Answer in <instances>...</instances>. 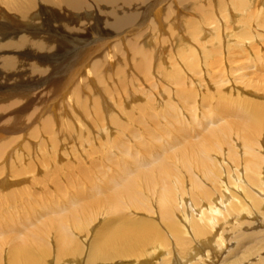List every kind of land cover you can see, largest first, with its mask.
Masks as SVG:
<instances>
[{
	"label": "bare ground",
	"instance_id": "bare-ground-1",
	"mask_svg": "<svg viewBox=\"0 0 264 264\" xmlns=\"http://www.w3.org/2000/svg\"><path fill=\"white\" fill-rule=\"evenodd\" d=\"M59 1H61V5L74 10H71V13L75 14L73 15V18L66 21H59L56 18L59 16L56 11H53L52 9H45L49 12L42 14L41 10L36 9L38 6L45 8L49 7V5H52L51 0H0V9H6L9 14H15L12 22L16 25L14 27L12 25L11 30L4 31V23L1 22L2 19H4V13H0V31H3L0 32V42L6 40L5 43H0V59H2L0 67V101H2V97L17 99L12 102L11 105L9 104V107H1L0 113H7L8 111L12 112L11 117L13 120L22 114V112L27 108L26 105L23 104H28L31 101V98L34 95L32 92L45 85L44 88H46L47 91L40 94L39 100L35 106L37 108L32 111V120H37V117H34L35 113L39 115V118L43 113H49L50 108L52 107V110L56 106L54 101H61L62 104L60 103V105L63 109H65V111H63L61 108V115L67 116V119L64 117L60 118L59 127L56 129H54V122L56 121L55 117L57 116L54 118H46L41 125L42 130L34 133L33 136V138L36 139H40L39 134L42 135L43 133L49 136L48 139H44V141H42L41 146L44 148L42 149L43 155L38 157L40 158V163H44V174L42 179H46L47 181L45 182L46 184L49 182L48 185L52 182V187L55 189L57 197L62 202L57 203L56 200H53L51 202L52 212L50 214L46 211L47 209L44 210L46 213L48 212L47 214L54 217H50L52 219V223L50 220L48 221L45 219L50 223L43 229H39L40 227L36 228L34 226L36 225V222L39 221L38 219L36 220L37 216L40 217L43 215L44 217V214L40 213V209L44 207L42 206V202L39 198L33 200L34 204L32 203V207L28 208V214L23 213L22 216L20 215L21 218L28 215V217L25 216V223H27V225L24 224V222H21L22 219H19L21 221L19 222L18 220L17 224L20 225V227H16V220H14L15 218L13 219V215L8 216L5 214L3 216V214L0 213V231H3L6 228V236H8L9 240V246L7 249H5V246L3 248V246H1L2 243H0V264L3 263V260L8 262V264L47 263V258L51 254L49 251L50 242L48 238L51 236L53 246H56L54 247L57 262L62 260L67 261L68 258H75L76 253L81 252L80 245L77 241H73V239H71V235L68 232L70 230H67V228L63 229L65 221L63 216L66 213L65 217L67 221L76 225L87 215L89 210L90 212L93 210L96 217L101 216L105 220V226L97 230L99 236L95 240L96 249L93 252V255L109 260L113 257L120 259L123 256L131 254V257L124 258L126 259L125 261L118 262L117 264H142L140 263L141 260L152 258L155 254L161 252L160 254L167 253V256H165L163 261L158 264H174V262L177 261L176 255L181 260H187L185 264H193L191 260L188 259L196 250V244H200L202 241L213 237L215 231L214 228H216L214 226H217V224H221L222 222L219 220L220 214L223 216V222L225 223L231 221V219L235 216H241V213L244 212H249L251 215L250 208L253 207L258 211L264 203V198H261L262 196L264 197V194H262L264 192V167L261 166L263 164H261V160L258 156L260 154L255 152L254 146H252L248 141L249 139L241 136V134L244 135L245 133L247 136L251 134L253 135L250 131L258 128L254 132L256 133L264 124V115L257 114L258 109L255 108L254 115L249 116L247 119L243 117H241V119L239 118V120H243L245 122L244 124H238L244 128L247 127L245 133L235 132L237 129H233L234 123H230V127L226 126L221 130L219 129V131H211L208 136H203L207 126V119L204 118L201 122L200 130L192 129V125L197 123L195 120L196 115L191 116L190 110L186 108L187 106L181 107L180 105L170 103L165 111L159 113L160 117L163 119L161 122L163 124V129L168 133L171 130V128H164L165 123L172 124L171 127L176 123L177 126H179L178 128L186 127L183 129L182 135L177 136L169 134L171 139L168 140V142L171 145L165 143V140H162L161 145H158V147L163 148L164 153H166L165 151L167 147H173L172 150H174V153H169L170 156L166 155L157 159L154 152H148L142 155V148L144 150H148V145L146 143H140L135 146L137 152L134 156V161L135 164L138 165L142 162V167L147 168V170L142 171L138 178L133 182L123 181V175L126 174L124 162L123 164L120 163L121 166H117L113 173H110L112 176H109V168L112 166L111 163H113L116 159L122 160L127 156L128 144L131 141L128 138L131 131V127H129V125L142 124V116L138 115L142 110V107L138 108L134 114H129L133 106L139 105L141 102L139 101V103L137 102L129 108L127 107V102L125 101L123 104L119 105V114L114 113L112 109L106 110V112L102 114L98 104L99 98H97V100L85 99L82 97V91L87 90L89 94L92 93L90 87L86 85V83L91 82V84L95 87L97 85H101L104 87L103 90L111 92V90H109L106 86L104 74L99 75L98 71L104 70L107 65L109 67L110 64L113 63L110 62V59H112V57L116 58L115 55H117V59L119 58L118 55L124 56V52H126V50L128 51L126 46L131 47V51L135 55L136 59L140 60V67L149 71L150 61L152 62L153 58L150 59V56L144 50V46H142L143 44L141 45L143 32L139 35H134V37L131 38H128V35H130L129 32L138 31L140 27L143 26L144 22H146L144 21L146 18L145 16L149 15L157 5L161 6V4L167 2L168 0H157L156 2L151 0L152 3L146 4L143 15L141 14L142 7L145 4H142V0ZM179 1V3L183 4L189 0ZM172 2L174 4L175 0ZM133 5H138V7H133V10H131ZM164 9L165 11H163ZM164 9H156L150 25L155 26V34L159 32V36H162V30L164 29L163 23L165 22L168 24L171 20L177 18L175 22H172L167 32H164L167 36L165 41L168 44L170 41L173 42L175 36L177 37V29L180 32V29H182V22L179 21L180 18H178V16L180 14L177 10H175L173 5L169 7L165 6ZM82 18H85V24L78 23L79 19ZM188 20L190 19L188 18ZM3 22H5V20ZM158 28H160L159 31ZM35 29L39 32L37 39L32 38V35L30 34V32L36 34ZM25 32L28 33L23 34ZM202 34L205 35L204 38L200 40L205 41L211 35V31L208 28L204 30ZM18 35L20 36L17 37ZM114 35L118 37L120 35L125 36L114 40ZM156 49L158 48H151L149 50L151 57H154ZM96 53H98V55L86 65L90 71L88 73V77L84 78L81 74L84 71L81 72V69L84 64H86ZM101 56L103 57L102 59H100ZM104 57H108L109 63ZM75 63L77 66H80L76 68L78 71L77 73L70 70L73 66H75ZM51 66H54L53 70L50 68ZM116 68V73H118V66H116ZM125 71L126 66L120 67L122 83H125L126 80ZM79 74L80 77L78 81H76V84L73 85V79L77 78ZM66 77L68 78L65 79ZM68 87H70V89ZM178 94L187 95L183 93ZM36 95L37 94H35V96ZM188 95L190 97L194 94ZM63 96H65V101L61 100ZM220 98L221 97H219V100H221ZM131 101L133 102L135 100L132 99ZM50 103H53V105ZM200 106L203 105L200 103L199 107ZM14 108H16V112H14ZM41 110H43V112H41ZM64 112H70L69 115L71 116L72 114L71 117L77 121V125H75V123L73 124L72 121L69 120V116L65 115ZM16 113L19 115H15ZM118 116H121L123 120H120ZM180 118H182V120ZM84 120H87V122L92 123L95 126L105 128V131H109L107 127L108 123H113L116 126L115 137L112 138L113 135L110 136V132H107L108 138L101 146H99L104 156L105 152L109 156H105V158L102 156L104 158V164L102 163V168L98 170L97 167V171L94 172L96 178L95 183L87 181L88 183L86 186H89L90 188L87 189L86 196L82 193V195L85 196L82 197L70 189L69 197L66 196L68 198L67 199L66 197H63L64 191H62L61 188L58 189V186H56L58 182L55 177L60 174L63 179L72 174L74 170L77 172L76 169L80 167V164L84 161H82V159H85V157L82 156L83 154L81 155V153L78 152L77 154L75 153L76 155H73L75 157L71 156L73 157L72 163L66 159L63 165H61L60 162L59 164L56 161V158L58 161L61 158L60 156L56 157L55 154V149H58L60 145L57 139L62 133L73 143L77 140L82 145L83 138H80L79 133L83 134V132H85L84 134L87 136V141H89L92 135H88L91 131H89L88 127L85 125ZM148 120L153 121V123L161 121L157 118H149ZM186 121L191 122L190 127L187 125L189 123ZM4 122L7 123V130L6 127L0 126V139H3L6 134H12V132L19 131L20 126L11 125L12 122ZM144 124V126H148V124L151 125L152 123ZM141 128L142 126L136 130L139 132ZM145 128L148 129V127ZM188 129H191L192 132L189 133ZM138 132H136L133 136L139 141L141 136ZM154 132L155 131L152 129H149L145 135H142V139L146 137L149 138L154 134ZM233 137L235 141L242 142L247 156H238L236 153L237 151L233 149L234 146L228 147L227 151L222 149V145L225 141H228V138L229 140H232ZM18 138L19 137L17 136H13L10 139L3 140L2 145L0 146L1 162L3 160L6 161L5 155L9 152L8 151L6 153V150L11 148L13 146V141ZM46 143H49V146L52 147V153H49V147L46 146ZM43 145H45V147H43ZM94 145L92 144V146H88L92 152L95 148H99ZM100 150L98 151L100 152ZM96 151L97 150H95V153H99ZM31 153V149L28 148V156H31ZM212 154H222L220 157H223V160H226L227 158V161H230L233 164V167L234 165H238V163L244 164L246 170L242 172L238 170V168L233 171L229 169L228 179H226V181L222 180V170H218L220 166L218 165L219 162H217L218 166H216L217 160L215 159L216 161H214V159H212L214 156ZM52 155H55L54 158L51 157ZM95 156H97V154ZM141 156L142 160L140 158ZM67 157L68 156L66 155V158ZM23 158H19L20 161L18 162H20V165L22 164V161H25V157ZM88 158L86 157V160H88ZM37 159L34 162H36ZM50 160L52 161L50 162ZM31 163H33V161H29L27 163V167L30 166L29 173H32L33 178L34 170H36V168H34L35 166H32L35 163L30 165ZM55 163L58 164L55 171L52 172L51 177L50 173L46 171V168L51 169V167L47 165ZM93 165L95 164L93 163ZM3 169L4 168H0V173ZM53 170L54 168L50 171ZM65 170L67 171V174ZM88 170L89 169H87V171ZM87 171L85 172L87 173ZM100 171L104 172L106 175L104 176L105 180L103 181V184L98 183ZM10 172L11 175L13 174V177H18L22 174L18 168H11ZM35 172L37 173V171ZM91 175L93 176V174ZM85 176L86 175H84V177ZM81 177H83V175ZM35 179L33 181L37 182L36 186L39 184L40 187L42 185V183H39V179H41V177H35ZM82 179L84 182V178ZM85 179L88 180L89 177ZM52 180H56L57 183H53ZM224 181L231 189H236L234 190L235 192L231 190L233 192V196L228 194V186L227 188L223 186ZM187 182L190 184L189 191L185 190ZM84 183L81 185L84 186ZM2 185L5 184L3 183ZM68 185L70 184L68 183ZM24 188L25 186L22 188L21 186H17L14 187V191H12L13 187L1 190L0 209L9 202H12L15 197L21 195L22 193L26 194V191L19 194V191ZM27 192H29V189ZM239 192L243 193L244 201L239 197ZM255 192L259 193V197L254 195ZM43 193L41 191L39 195L38 192V195L44 198V195H41ZM34 195L35 194L31 192L27 198H31ZM143 196L146 198L143 199ZM11 197H13V199H11ZM140 197H142V213L146 216V218L133 219L131 216L127 217L126 214H124L127 212L125 209V203H130L132 211L137 212L138 210H141L140 205L138 204L141 200ZM184 197H188L189 202H191L190 206L193 208L192 210H197L195 212L196 214L189 213V215L187 213V207L182 203ZM49 198L51 197L49 196ZM230 198L233 199L230 200ZM152 199H155V204H153ZM228 200L230 201L226 204L225 211L221 213L218 206H222L224 202H227ZM69 201L70 205L73 207L75 206V210L72 209L73 211L71 210V212H68L67 210V203H69ZM150 201L152 203H148ZM78 202H82L83 204L79 205ZM49 203L48 205H50ZM24 204L22 205L24 206ZM154 205L156 206L154 207ZM204 207L207 209L202 210ZM179 209H181V211ZM1 211L3 213V210ZM34 211H38V214L36 212L34 213ZM178 214L183 215V220L181 218H179L181 221L178 219ZM154 216H156V218ZM115 218L120 219V223L117 225L113 222V219ZM11 219L14 220V225L10 224ZM151 219H158V221L154 223ZM82 221L84 223L87 219H82ZM262 223L264 225V221ZM9 224L11 226H9ZM241 225H244V223ZM32 226L33 231L25 230V228L28 229V227ZM13 228H16L17 230L12 232L14 230ZM188 234H190L192 238H189L187 236ZM257 237L258 236L255 235L251 240ZM249 239L250 236L248 234L240 233L237 236V245L243 246L248 243ZM130 248L133 250L129 251ZM2 250L4 251L3 256ZM134 254H139L142 259L135 257Z\"/></svg>",
	"mask_w": 264,
	"mask_h": 264
},
{
	"label": "rangeland",
	"instance_id": "rangeland-1",
	"mask_svg": "<svg viewBox=\"0 0 264 264\" xmlns=\"http://www.w3.org/2000/svg\"><path fill=\"white\" fill-rule=\"evenodd\" d=\"M156 1L157 0H154L153 2ZM172 1L173 0H168L167 2L161 4V6L157 5L149 15L145 16L146 18L144 19V21L146 22H144L143 26H141L138 31L129 32L130 35H128L129 36L128 38H131L134 37V35H139L143 32L141 45L143 44L142 46H144V50L150 56V59L153 58L152 62L150 61L149 71H146L145 68L140 67V60L136 59L135 55L131 51V47L126 46L128 51L125 48L126 52H124V56L118 55L119 58L117 59V55H115L116 58L112 57V59H110V62L113 63L110 64L109 67L107 65L104 70L98 71L99 75L104 74L106 86L108 87L109 90H111V92H108L107 90L106 91L103 90L104 87H102L101 85H97L95 87L94 85L91 84V82L86 83V85L90 87L92 93L89 94L87 90L82 91V97L85 99L97 100V98H99L98 104L102 114L105 113L106 110H110V109H112L114 113L119 114L120 113L119 105L123 104L125 101L127 102V107L129 108L132 107L137 102L138 103L139 101L141 102V104L133 106L131 112H129V114H134L138 108L142 107V110L138 114L142 116V124L129 125V127H131V131L128 138L131 141L128 144L127 156L124 157L122 160L116 159L113 163H111L112 165L111 168H109L110 170L109 176H112L110 173L111 172L113 173V171H115L117 166L120 167L121 166L120 163L123 164L125 162L124 164H125L126 174L123 175V181L133 182L138 178V176L142 173V171L147 170V168L142 167V162L140 163V165L135 164L134 156L137 152L135 148L136 145H139L140 143H146L148 145V150H144L142 148V155L148 152H154L156 154L155 156L156 159L169 155V153H174V150H172L173 147L170 146L167 147L169 149L166 148L165 151L166 153L163 152V148L158 147V145H161L162 140H165V143L170 144L168 142V140L171 139L169 134L177 135V136L182 135L183 129L186 127L185 126L183 128H178L179 126H177V123L171 127L172 124L165 123L164 128L165 129L171 128V130L168 133L163 129L162 127L163 124L161 123L163 119L160 117L159 113L165 111L167 107L170 105V103L180 105L181 107L187 106L186 108L190 110V115L191 116L196 115L195 120L197 123L192 125L191 127L192 129L200 130L201 122L204 120V118H206L207 126L203 133V136H208V134L211 131L212 132L216 130L219 131V129L221 130L226 126L230 127L229 125L230 123H234L233 129H237V131L235 132L245 133L247 127L244 128L243 126L238 125L239 123L240 124L245 123L243 120H239V118L241 119V117H243L247 119L249 116L254 115L255 108L258 109L257 114L264 115V0H189L183 4L179 3L180 2L179 0H175L174 4ZM51 3L52 5H49V7L45 8L38 6L36 9L41 10L42 14L49 12L48 10L45 9H52L53 11H56L59 14V16L56 17L57 20L59 21L70 20L71 18H73V15H75L74 13H71L74 10L68 9L65 6L61 5V1L51 0ZM149 3H152L151 0H142V4H145L142 7V13H141L142 15H143V11L145 10L146 4ZM172 5L175 8V10H177L180 14L178 18H180L179 21L182 22L181 23L182 29H180L179 32V30L176 28L177 37L175 36L173 42L170 41L167 44V42L165 41V39H167V36L164 34V32L165 33L167 32L172 22L173 21L175 22L177 18H174L168 24H166L165 22L163 23L164 29L162 30L163 33L162 36H159L160 35L159 32L155 34V26L150 25V22L157 8L161 10L164 9L165 6L169 7ZM133 7H138V5H133L131 10H133ZM163 11H165V9ZM0 13H4L3 16L4 19H2L1 21L2 23H4L3 26H5L4 31L11 30L12 25L13 27L16 26L15 23L13 24L12 22V20H14L13 16H15L14 13L9 14L6 9H0ZM188 18L190 20H188ZM4 20L5 22H3ZM85 22H86L85 18L79 19L78 21L79 24H85ZM208 28L211 31V35L205 41L200 40L204 38L205 34L202 33L204 32V30ZM159 29L160 28H158V31ZM35 32L36 34H34L33 32H30V34L32 35V38L37 39L39 32L37 29H35ZM26 33L28 32H25L23 34ZM19 36L20 35H18L17 37ZM122 36L124 37L125 35ZM122 36L120 35L118 37L114 35V40L120 39L122 38ZM5 42L6 40L1 41L0 43L3 44ZM151 48H158L154 52V57H151V54L149 53V50ZM97 55L98 53L93 55L92 58L82 67L81 72L82 71L84 72L81 74L83 75L84 78L88 77V73L90 71L86 67V65L89 64L91 60H93ZM102 56L100 57V59L103 58ZM104 58L109 63L108 57H104ZM1 60L2 59H0V67H1ZM116 66H118V73H116L117 71ZM125 66H126V71H125L126 80L125 83H122L120 67H125ZM78 67L80 66H77L75 63V66H73L70 70L77 73L78 71L76 70V68ZM50 68L53 70L54 66H51ZM79 77L80 74L78 75L77 78L73 79L74 81L73 85L76 84V81H78ZM67 78L68 77H66L65 79ZM44 86H42L41 88L39 87L40 89L37 88L32 92L34 95L32 96L31 101L28 104L26 103L23 104L26 105L27 108L20 115L16 113L15 115H19V116H17L13 120L11 117L12 112L8 111L7 113H0V126L6 127V130H7V123L4 121L12 122L11 125L20 126L19 131L12 132V134L11 133L6 134L4 135L5 137L3 139H0V146H1L3 140L10 139L13 136L19 137L17 140L13 141V146L6 150V153L9 151L5 155L6 161L5 160H3L2 162L0 161V168L1 169L4 168L0 173V185H1L0 191L4 189L6 190L9 187L10 188L13 187L12 191H14V187L17 186L19 187L21 186V188L25 186L24 189H26L19 191V194L25 191L26 194L22 193L21 195L15 197L14 199L13 197H11L13 201L9 202L5 206L2 205L3 207H1L0 209V213L3 214V216L5 214L8 216L13 215V219L15 218L14 220H16V224H15L16 227H20V225L17 224L19 219H22V221L19 220V222L20 221L24 222V224L27 225V223H25L26 222L25 216L28 217V215H25L22 218L21 216L23 215V213L28 214V208L32 207V203L34 204L33 200L39 198L40 201L42 202V206L44 207L40 209L41 211L40 213L44 214L45 218L43 217V215H41L42 217L37 216L36 220L37 219L39 220L38 221L39 224L38 222H36V225H34L36 228L40 227L39 229H43L44 227H46L50 223L48 222L49 220L52 223L51 218H53L54 216L49 215L52 212L51 202L53 200L54 201L56 200L57 203L62 202L57 197L55 189H53L52 187L53 186L52 182L50 181L51 184L48 185L49 182L46 184L45 181L47 180L42 179L44 174L43 172L44 163L41 164L40 158L38 157H41V155H43L42 149L44 148H42L41 146L42 141H44V139L45 140L48 139L49 136L43 133L42 135L39 134L40 139L33 138L34 133H37L38 131L42 130L41 125L46 120V118L48 117L54 118L55 116H57L55 117L56 121L54 122V129L59 127L58 125L61 117L67 119V116L61 115V108H62L60 105L61 101L59 102L54 101V104H56V106L52 110L51 107L49 113H43L40 118L39 115L35 113L34 117L35 118L37 117V120L36 121H34V119L32 120L33 118L32 111L36 110L37 108L35 106L37 104V101L39 100L40 94L47 91V89L44 88ZM68 88L70 89V87ZM178 93H183L187 95H181V94L179 95ZM35 94L37 95L35 96ZM188 94H194V95L189 97ZM219 97H221L220 98L221 100H219ZM132 99H134L135 101L132 102L131 101ZM1 100L2 101H0V108L9 107V104L11 105V103L17 99L2 97ZM61 100L65 101V96H63ZM200 103L203 106L199 107ZM50 104L53 105V103ZM63 111H65V109H63ZM14 112H16V108H14ZM41 112H43V110H41ZM64 113L65 115L69 116L68 118L70 121H72L73 124L75 123V125H77V121L71 117L72 114L71 116L69 115L70 112H64ZM118 117L120 120H123L121 116ZM149 118H157L160 119L161 121L160 122L156 121L158 123H153V121L148 120ZM180 119L182 120V118ZM231 121H236V122H231ZM84 123L88 127L89 131H91L92 133V134L88 133V135H92L93 137V138L90 137L91 139L88 138L89 141H87V136L86 134H84L85 132H83V134L79 133L80 138L81 139L83 138L82 145L77 140L73 143L62 133L59 135V138L57 139L60 145L58 149H55V154L56 157L60 156L61 159H59L58 161V159L56 158V161L58 163L60 162L61 165L64 164L66 159L70 161V163H72L73 157H75L73 155H76L78 152H80L81 155L83 154L82 156L85 157V159L84 158L82 159V161L84 160L83 163L80 164V167L76 169L77 172H75L74 170L72 174L68 175L63 179L60 174H58L59 176L56 175L55 178H57L56 180L58 183L56 182V180L54 181L52 180L53 183H57L56 186H58V189L61 188L62 191H64L63 193L64 198L66 196L69 197L70 189L82 197L86 196L87 189L90 188L89 186H86L88 183L87 181H90V183L91 181L95 183L96 178L94 172L97 171L96 168L98 167V170L102 168V163L104 164L103 161L105 156L106 157L109 156L106 152L104 156L99 146H101L103 142H105L106 139L108 138L107 132H110V136L113 135L112 138L115 137L116 126L111 122L108 123L107 126L109 131L107 130L105 131V128H101V126H95L92 123L87 122V120H84ZM144 123L147 124L152 123V124L151 125L148 124V126L147 125L144 126L145 125ZM187 123H189L187 125H189L190 127L191 122L189 121ZM140 126H142V128L138 132L136 129H138ZM145 127H148V129H146ZM263 127L264 124L260 127V129L256 133L254 132L258 128L250 131L253 133V135L251 134L247 136L245 133L244 134L245 136L242 134L241 136L246 139H249L248 141L252 146H254L255 152H257V154H260L258 156L259 159L261 160V164H263L261 166L264 167V128ZM149 129H152L156 133L154 132V134L151 135L149 138L146 137L142 139V135H145ZM136 132H138L141 136L139 141L133 136L136 134ZM188 132L191 133L192 130L188 129ZM92 144L93 145L95 144L94 146H97V148L99 147L98 149L95 148V150H97L96 152H99L98 150H100L99 153H95V150L92 152L90 148H88V146H92ZM46 146L49 147L48 148L49 153H52V147L49 146V143H46ZM231 146H234L233 149L237 151L235 152L238 154V156L240 155H242L243 157H245V155L247 156L246 150L243 147L242 142L235 141L234 137L232 138V140H229L228 138V141H225V143L222 145V149L224 151H227L228 147ZM43 147H45V145H43ZM28 148H30L32 151L31 156H28ZM96 154L97 156H95ZM99 154L101 155V157ZM66 155L68 156L67 158ZM212 155L215 156V157L213 156L212 159H214V161L217 160L216 166L220 165L219 168L218 167L217 168L220 171L222 170L221 171V175L223 178L222 180L226 181V179H228V171L230 170L232 171L237 170V168L242 172L246 170L244 164H240V163H238V165H234L233 167V164L230 161H227V158L226 160H223V157H220L222 156V154H218V155L212 154ZM54 156L55 155H52L51 157L54 158ZM20 157L22 158L25 157V161L24 162L22 161L21 165L19 164L20 162H18L20 161L19 160ZM86 157L88 158V160H86ZM140 158L142 160V156ZM36 159L37 161L34 162ZM29 161H33V163H31L30 165L35 163L34 165H32L33 167L35 166L34 168H36V170H34L33 178H32V173H29L30 166L27 167V163ZM51 161L52 160H50V162ZM217 162H219L218 165ZM58 163L47 165L50 166L51 169L54 168L53 171H50L51 170L50 168H46V171L50 173L51 177H52V172L55 171ZM93 163L95 165H93ZM11 168L12 169L18 168L19 171L22 173L21 174L22 176L20 175L18 177H13V174L11 175L10 172ZM87 169L89 170L87 171ZM35 171H37V173ZM85 171H87V173ZM65 172L67 174L66 170ZM184 172L187 173L186 171ZM263 172H264V168H263ZM91 174H93V176ZM82 175L83 177H81ZM84 175L86 176L84 177ZM39 176L42 179V181L41 179H39V183H42L40 187L39 184L36 186L37 184L36 181H33L35 177L40 178ZM104 176H106L104 172L100 171V175L98 176L99 184H103V181L105 180ZM88 177L90 180L85 179ZM82 178H84L85 183L83 182ZM69 180L72 181L70 182ZM225 181L223 186L226 188L228 186V194L232 195L233 192L231 190L234 191L236 189H231L230 186L225 183ZM3 183L5 185H2ZM68 183L70 185H68ZM83 183L85 184L84 186L81 185ZM32 186L35 187L33 188ZM189 186L190 184L189 182H187V186L185 190L189 191ZM28 189L29 192H27ZM41 191L42 193L44 192L43 194H41L42 196L44 195V198L39 196ZM31 192L34 193L35 195L32 196L31 198L30 197L27 198ZM82 193L85 196H83ZM238 194L239 197L243 199L244 196L243 193L239 192ZM262 194H264V192ZM254 195L259 197L258 192H255ZM49 196L51 198H49ZM145 198L146 197L143 196V199ZM261 198L264 197L262 196ZM140 199L141 200L138 204L140 205L141 210H138L137 212L132 211V207L130 203H125V209L127 212H125L124 214H126L127 217L131 216V218L133 219L146 218V216L142 213V197H140ZM232 199L230 198V200ZM230 200L224 202L222 206H218V209L220 210L221 213L225 211V206ZM152 202L153 204H155L154 203L155 199H152ZM152 202L150 201L148 203H152ZM48 203L50 205H48ZM182 203L187 207L188 211L187 210L186 211L188 214L189 213L196 214L195 212L197 210L196 211L195 209L192 210L193 208L190 206L191 202H189L188 197H184ZM22 204H24V206ZM67 204H68L67 205L68 212H71L72 209L75 210V206L73 207L72 205H70V201ZM78 204L82 205L83 203L78 202ZM155 206L156 205H154V207ZM45 209H47L46 211H48L49 214H47L48 212L46 213V211H44ZM206 209L207 208L204 207L202 210H206ZM1 210H3V213ZM179 210L181 211V209ZM250 210H251L250 211L251 215L249 214V212H244L241 213V216L239 217L235 216L231 219V221L225 223L223 222L224 221L223 216L220 214L219 220L222 222L221 224L219 223L217 224V226H214L216 228H214L215 231L213 237L211 239L202 241L200 244L199 243L196 244L195 246L196 250L191 254L188 260H191L193 264H264V225L262 223L264 221L263 218L264 203L261 209H259L258 211L257 209L255 210V208L253 207L250 208ZM35 212L38 214V211H34V213ZM65 214L63 216V218L65 219L63 229L67 228V230L71 231V232L68 231L69 234L71 235V239L79 243L81 252H77L75 258H68L67 261L62 260L57 262V259L55 258L56 246L55 245H54L55 247L53 246L52 236H51L50 238H48L50 242L49 251L51 252V254L49 256L50 258L49 257L47 258L46 261L47 263L45 264H117L118 262L125 261L126 259L124 258L131 257L130 254L123 256L120 259H116V257H113L109 260H106L99 258L97 255H93V252L96 249L95 240L99 236L97 230L105 226L104 218L101 216L96 217L93 210L92 212H90L89 210L87 215L84 218H82V219H87V221L83 223L82 219L81 220L79 219L80 221L78 222V224H76L77 225L76 226L72 222L70 223L69 221H67ZM154 217L156 218V216ZM177 217L178 219L181 218L183 220L182 214H178ZM13 219H11L10 224L14 225ZM45 219L48 221H46ZM181 219L179 220L181 221ZM151 221L156 223L158 219H151ZM44 222L45 223L48 222V223L45 224ZM113 222L114 224L117 225L118 223H120V219L115 218L113 219ZM242 223H244V225H241ZM10 224L9 226H11ZM5 229L3 231H0V243H2L1 246H3V248L5 246L6 247L5 249H7L9 246V240H8V236H6L7 231ZM13 229L14 230L12 232L17 230L16 228ZM25 230L33 231V226L28 227V229L25 228ZM240 233L243 234L245 233L250 236L248 243L243 246L237 245V236ZM255 235L258 237L251 240ZM187 236L189 238H192L190 234H188ZM132 250L133 249L130 248L129 251ZM160 253L155 254L152 258L143 259L141 260L140 263L158 264L163 261L165 256H167L166 255L167 253L165 254H160ZM3 254L4 251L2 252V256ZM134 256L139 259H142V257L139 256V254L138 255L134 254ZM176 259L177 261L174 262V264H185V262H187V260L179 259L177 255H176ZM2 264H8V262L3 260ZM129 264H135V263H129Z\"/></svg>",
	"mask_w": 264,
	"mask_h": 264
}]
</instances>
